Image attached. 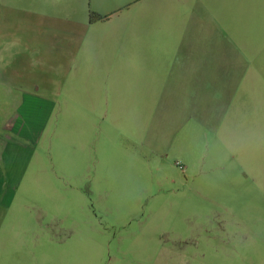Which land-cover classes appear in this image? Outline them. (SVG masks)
<instances>
[{
    "label": "rangeland",
    "instance_id": "1",
    "mask_svg": "<svg viewBox=\"0 0 264 264\" xmlns=\"http://www.w3.org/2000/svg\"><path fill=\"white\" fill-rule=\"evenodd\" d=\"M1 141L0 264H264V0H0Z\"/></svg>",
    "mask_w": 264,
    "mask_h": 264
},
{
    "label": "crops",
    "instance_id": "2",
    "mask_svg": "<svg viewBox=\"0 0 264 264\" xmlns=\"http://www.w3.org/2000/svg\"><path fill=\"white\" fill-rule=\"evenodd\" d=\"M24 110V112H26V113H36L37 111H38V109H36V108H34V107H28V108H26V109H23ZM5 129L6 130H11L12 129V127H11V125H10V123H8L7 125H6V127H5ZM7 136H5V138H6ZM8 138V137H7ZM7 143H5V142H3V141H1L0 142V151H1V149H2V146H4V145H6Z\"/></svg>",
    "mask_w": 264,
    "mask_h": 264
}]
</instances>
